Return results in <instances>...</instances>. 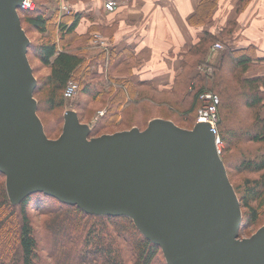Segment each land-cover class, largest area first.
I'll list each match as a JSON object with an SVG mask.
<instances>
[{
	"label": "trees",
	"instance_id": "1",
	"mask_svg": "<svg viewBox=\"0 0 264 264\" xmlns=\"http://www.w3.org/2000/svg\"><path fill=\"white\" fill-rule=\"evenodd\" d=\"M40 1L33 8L18 9L20 20L31 29L48 33L33 46L36 58L47 67L45 75L36 78L37 110L39 105L47 110L62 107L64 87L83 64L80 93L106 110L89 123L90 135L115 125L143 128L154 117L152 107L169 113L168 106H172L180 118L194 124L201 105L198 93L217 94V129L223 143L220 156L230 181L232 176L238 177L237 183H231L242 211L239 234L257 225L264 212V50L255 43L237 46L233 39L239 18L252 0H235L231 16L218 30L206 24L212 22L220 0L198 1L187 21L200 25L201 32L177 56L179 70L168 89L137 79L132 63L122 62L125 52L110 45L105 51L93 44L95 32L112 34L113 25H108L110 33L105 32L106 26L77 6L76 0H67L73 4L63 12L53 5L56 0ZM215 42L223 50H212ZM86 102L78 101L75 106L80 121L85 118L83 112H91ZM60 120L63 122L62 115ZM31 211L42 217L36 225ZM0 264L167 263L161 247L147 239L130 217L87 213L40 191L12 204L5 175L0 172Z\"/></svg>",
	"mask_w": 264,
	"mask_h": 264
},
{
	"label": "water",
	"instance_id": "2",
	"mask_svg": "<svg viewBox=\"0 0 264 264\" xmlns=\"http://www.w3.org/2000/svg\"><path fill=\"white\" fill-rule=\"evenodd\" d=\"M23 1L0 0V172L10 202L40 191L87 213L128 216L167 264H264V225L240 236V202L208 122L154 117L143 129L90 135L70 108L59 135L47 136Z\"/></svg>",
	"mask_w": 264,
	"mask_h": 264
},
{
	"label": "crops",
	"instance_id": "3",
	"mask_svg": "<svg viewBox=\"0 0 264 264\" xmlns=\"http://www.w3.org/2000/svg\"><path fill=\"white\" fill-rule=\"evenodd\" d=\"M76 1L77 6L106 26L105 32L110 33L108 25H113L112 34L102 32L108 37L111 48L125 52L122 62L132 63L133 75L157 89L169 88L179 70L177 56L201 32L200 25L187 21L199 0H114L116 7L111 11L104 8L107 0ZM232 2L219 1L220 23L227 19ZM239 25L240 34H233L234 41L238 37L243 40L238 46L255 43L264 50V0L251 1L239 18ZM83 27L84 24L81 29ZM212 50L216 49L212 46Z\"/></svg>",
	"mask_w": 264,
	"mask_h": 264
},
{
	"label": "rangeland",
	"instance_id": "4",
	"mask_svg": "<svg viewBox=\"0 0 264 264\" xmlns=\"http://www.w3.org/2000/svg\"><path fill=\"white\" fill-rule=\"evenodd\" d=\"M234 1L232 2V7L230 9V11L228 12L227 14V17L231 15V11H233L234 9ZM32 2L36 5V2L38 3V5L41 3V1H37V0H32ZM50 2H52L50 0ZM63 4H66L68 5V7L70 8L71 5L73 3L67 1V0H56V3L53 4L54 6H56V8L58 10V12H63L64 8H63ZM34 7V6H33ZM32 7V8H33ZM222 10V8L219 6V3L215 9V12L212 16L213 20L212 22L209 24L207 23L206 26H213L212 28H215L216 30H218V26L221 24L220 23V20L221 19V14H218L220 11ZM19 13V12H18ZM22 16L21 13H19V16ZM219 20V21H218ZM226 19L222 22H225ZM21 25L23 28L26 29V34L30 40V45H31V48H29L28 50V59H29V62H30V65L33 69V73H34V76L36 78H40L41 76H44L45 73L47 72V67H45L44 65L41 64V62L36 58L35 56V52L33 50V46H35V44L39 41L40 37H44V35L47 36V32L46 33H39L33 29H31V27L28 26V24L26 22H24L23 20L21 21ZM103 34V33H102ZM233 34H240V25H238V27L235 29L234 33ZM104 38L106 39L108 45L110 44L108 38L103 35ZM243 40H241V37H238V39L236 38V41H234V44L235 45H240V43H242ZM230 42V41H229ZM93 50H95L93 48ZM91 50V51H93ZM217 50H223V45H222V48H219ZM106 51V50H105ZM90 57V56H89ZM89 59V60H88ZM87 60L90 61V58H88ZM86 64H83L80 69L70 78V79H73L77 82L78 84V91L77 93L72 97V98H64V105L62 107H56L52 110H47V108H45L43 105H39L38 107V110H37V114L38 116L42 117V120L45 122V127H46V132H47V136L50 137V138H55L59 135V133L61 132V127L63 125V122L60 120L61 118V115L63 116L64 114V111L66 109H70V108H73L76 110L75 106H77V104H79L80 102L81 103H84V101L86 100V105L91 107V112L89 114H87L86 112H83L85 115L83 117L85 118H82L84 121L88 122V123H91V122H94L96 121V116L98 115V111L99 110H105V108H103V105H100V103L96 102V101H93V100H87L84 95L82 93H80V89H81V86H82V83H83V79L85 78L84 75H83V70H85V66ZM114 85H117L116 83L112 82ZM34 97L37 99H39L38 95H34ZM79 101V103H77ZM156 104V102H155ZM171 110H169V113H165L161 108L159 107H152L151 110L153 112V116L154 117H162V118H166V119H171L172 121H174L177 125L181 126V127H185V128H192V126L194 124L192 123H189V122H186L185 121V118H180L179 117V114H176L174 112L175 109L172 108V106H168ZM152 117V118H154ZM151 119V118H150ZM41 120V121H42ZM82 121V122H84ZM143 121V118L140 117L139 118V122H142ZM43 125V126H44ZM137 126V125H136ZM44 127V128H45ZM145 127V126H144ZM143 127V128H144ZM143 128H140V129H143ZM128 129V128H127ZM118 130H123V126H109L103 130H100V132L97 134V135H100L102 133H112V132H115V131H118ZM223 143L221 141V144L219 145V148L221 149ZM231 181L233 183H237L238 182V177L236 175L232 176L231 177ZM31 217H32V221L34 222V224L36 225L40 219L42 218L40 214H36L35 211H31L30 213ZM17 219L16 217H14L13 219V222L14 223H17ZM11 222H9L7 225H9ZM259 225V226H258ZM264 225V212L263 214L261 215V217L259 218L258 220V224L257 225H254V226H251V227H247V228H244L243 229V232H241L242 234L240 236H249L251 235L252 233H254L260 226ZM258 226V228L256 227Z\"/></svg>",
	"mask_w": 264,
	"mask_h": 264
},
{
	"label": "built area",
	"instance_id": "5",
	"mask_svg": "<svg viewBox=\"0 0 264 264\" xmlns=\"http://www.w3.org/2000/svg\"><path fill=\"white\" fill-rule=\"evenodd\" d=\"M34 6V3L32 0H24L22 4V8H32ZM105 7L107 10L111 11L116 7V2L114 0H107L105 2ZM63 11H68L70 8L68 5L63 4ZM92 42L93 44L100 49L108 50L109 45L104 38L103 34L100 32H95L92 36ZM222 48V44L220 42H215L213 44V49H219ZM78 91V84L75 80L69 79L64 87L63 95L66 98H72ZM198 98L201 100V105L197 109L196 114V121L195 122H208L211 127L213 128L215 134H216V144L219 148V145L221 144V139L218 133L217 129V121H218V109L217 105L219 103V97L217 94H214L212 92H201L198 93ZM211 98H214V100H211ZM104 110H99L98 115L96 116V119L98 116L104 114Z\"/></svg>",
	"mask_w": 264,
	"mask_h": 264
}]
</instances>
